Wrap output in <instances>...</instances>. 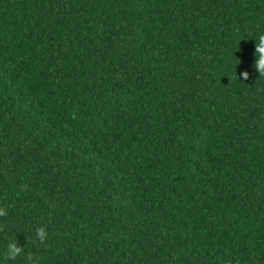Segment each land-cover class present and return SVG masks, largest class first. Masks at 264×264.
Segmentation results:
<instances>
[{
  "label": "trees",
  "instance_id": "trees-1",
  "mask_svg": "<svg viewBox=\"0 0 264 264\" xmlns=\"http://www.w3.org/2000/svg\"><path fill=\"white\" fill-rule=\"evenodd\" d=\"M261 36L264 0H0V264H264Z\"/></svg>",
  "mask_w": 264,
  "mask_h": 264
},
{
  "label": "clouds",
  "instance_id": "clouds-1",
  "mask_svg": "<svg viewBox=\"0 0 264 264\" xmlns=\"http://www.w3.org/2000/svg\"><path fill=\"white\" fill-rule=\"evenodd\" d=\"M261 44L264 45V36L260 37ZM258 51L262 54L261 58L256 59L254 61V68L259 72V74H264V46L260 47ZM241 78L247 79L248 72L242 71L240 73ZM4 215V211L0 210V216ZM36 237L39 239L41 243L46 239V231L44 227H40L36 229ZM23 251L22 246H19L17 243H9L7 246V257L9 259H15L18 257Z\"/></svg>",
  "mask_w": 264,
  "mask_h": 264
}]
</instances>
